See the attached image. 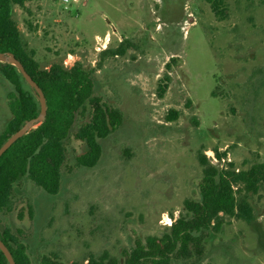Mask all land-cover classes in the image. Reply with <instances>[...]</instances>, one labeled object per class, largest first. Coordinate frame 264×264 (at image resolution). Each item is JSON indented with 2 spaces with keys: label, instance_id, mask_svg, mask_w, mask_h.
I'll list each match as a JSON object with an SVG mask.
<instances>
[{
  "label": "rangeland",
  "instance_id": "obj_1",
  "mask_svg": "<svg viewBox=\"0 0 264 264\" xmlns=\"http://www.w3.org/2000/svg\"><path fill=\"white\" fill-rule=\"evenodd\" d=\"M11 18L40 69L77 62L91 72L109 131L95 138L96 152L80 137L91 122L88 99L61 139L57 190L27 174L12 184L0 234L28 264L90 256L124 264L131 248L190 217L184 204L200 200V156L215 171L264 162V0H26ZM123 40V55L100 58ZM12 91L0 72V134ZM233 198L249 204L251 221L220 212L218 224L184 234L164 261L264 264V184L255 193L237 185ZM154 261L162 260L145 264Z\"/></svg>",
  "mask_w": 264,
  "mask_h": 264
},
{
  "label": "trees",
  "instance_id": "obj_2",
  "mask_svg": "<svg viewBox=\"0 0 264 264\" xmlns=\"http://www.w3.org/2000/svg\"><path fill=\"white\" fill-rule=\"evenodd\" d=\"M26 0H0V52L9 53L18 60L32 80L42 90L46 100V115L42 125L35 131L17 139L0 156V211L8 208L12 193V184L21 176L28 178L47 192H55L58 187L59 167L63 162L64 149L61 139L72 122V117L89 99L92 108L91 122L83 126L80 137L90 149L96 152L95 138L106 135L105 110L91 98L94 83L91 72L74 63L70 68L54 63L47 69H40L33 59V54L25 50L20 33L11 18L13 5L23 6ZM213 11L215 7L212 5ZM129 46L123 40L114 48H106L100 52V58L123 55ZM0 72L12 86L9 94V108L12 119L0 134V146L17 131L26 121L39 113V103L34 91L27 85L17 69L8 63L0 62ZM170 76L165 73L158 81L156 95L161 98L170 83ZM174 115V113H173ZM116 122V119H115ZM102 130V131H101ZM96 158L93 156L92 161ZM199 162L205 166L200 185V200L186 201L185 209L190 217H179L169 226V232L162 237H147L144 244L130 249L124 264H145L155 258L152 264H167L166 259L174 252L178 241L184 234L201 227L220 222L219 213L236 216L246 222L252 220L249 204L241 199L233 198L234 188L255 193L260 184H264V162L253 164L246 170L236 171L232 163L227 168L215 171L207 167L206 158L200 156ZM92 164V163H91ZM238 189V188H237ZM236 189V190H237ZM8 234H0V239L9 249L15 264H28L22 251H15L10 246ZM49 264H62L48 260ZM0 264H8L0 251ZM71 264H112L90 256L85 263Z\"/></svg>",
  "mask_w": 264,
  "mask_h": 264
},
{
  "label": "water",
  "instance_id": "obj_3",
  "mask_svg": "<svg viewBox=\"0 0 264 264\" xmlns=\"http://www.w3.org/2000/svg\"><path fill=\"white\" fill-rule=\"evenodd\" d=\"M0 62L11 64L17 69V71L21 74V76L23 77L27 85L36 94V98L39 103L38 115L26 121L17 131H15L12 135H10L8 139L0 146V156H1L3 152L7 150L17 139L24 136L26 133H28L31 129L36 127L38 124H40L44 120V117L46 114V100H45L44 94L42 90L40 89V87L32 80V78L24 70V67L22 66V64L18 60H16L11 54L0 52ZM0 251L4 255L8 264H15V261L9 249L2 242L1 239H0Z\"/></svg>",
  "mask_w": 264,
  "mask_h": 264
}]
</instances>
